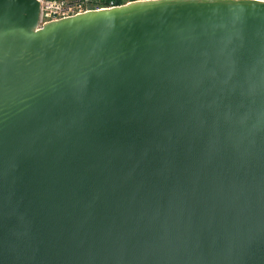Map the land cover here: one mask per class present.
<instances>
[{
	"label": "water",
	"instance_id": "water-1",
	"mask_svg": "<svg viewBox=\"0 0 264 264\" xmlns=\"http://www.w3.org/2000/svg\"><path fill=\"white\" fill-rule=\"evenodd\" d=\"M39 15L0 0V264H264V1Z\"/></svg>",
	"mask_w": 264,
	"mask_h": 264
},
{
	"label": "built area",
	"instance_id": "built-area-1",
	"mask_svg": "<svg viewBox=\"0 0 264 264\" xmlns=\"http://www.w3.org/2000/svg\"><path fill=\"white\" fill-rule=\"evenodd\" d=\"M89 0H38L40 5L39 24L67 16L74 15L88 9H99L126 4L137 0H105L103 5L98 1L94 6H86ZM264 1V0H262Z\"/></svg>",
	"mask_w": 264,
	"mask_h": 264
},
{
	"label": "rangeland",
	"instance_id": "rangeland-1",
	"mask_svg": "<svg viewBox=\"0 0 264 264\" xmlns=\"http://www.w3.org/2000/svg\"><path fill=\"white\" fill-rule=\"evenodd\" d=\"M96 1H98V3L100 5H103L104 1L105 0H89L87 3H86V6L90 7V6H94V4L96 3Z\"/></svg>",
	"mask_w": 264,
	"mask_h": 264
}]
</instances>
